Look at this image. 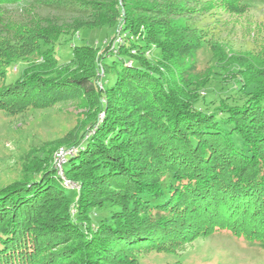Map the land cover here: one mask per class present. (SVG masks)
<instances>
[{
    "label": "trees",
    "instance_id": "trees-1",
    "mask_svg": "<svg viewBox=\"0 0 264 264\" xmlns=\"http://www.w3.org/2000/svg\"><path fill=\"white\" fill-rule=\"evenodd\" d=\"M213 1L248 0H0V13L25 6L21 19L0 16V41L19 44L1 42L0 63H26L14 83L2 70L0 111L81 94L91 112L64 168L78 191L48 156L40 178L0 189V264H141L221 230L264 242V57L215 50L233 86L210 97L166 62L195 45L174 46L181 34L167 30ZM95 30L122 42L92 46L83 32Z\"/></svg>",
    "mask_w": 264,
    "mask_h": 264
},
{
    "label": "rangeland",
    "instance_id": "rangeland-1",
    "mask_svg": "<svg viewBox=\"0 0 264 264\" xmlns=\"http://www.w3.org/2000/svg\"><path fill=\"white\" fill-rule=\"evenodd\" d=\"M24 7H7L0 16L4 14L7 18L21 19ZM36 10L45 14L38 5ZM199 12L177 23L178 30H167L169 34H181L166 40L174 43V46L181 47L189 42L195 45L192 52H183L180 59L173 56L175 61L168 58L166 62L174 69V76L192 90L197 89V83H208L205 90L201 89V96L206 97L211 91L222 94L224 86H233L228 85V75L217 65L215 50L264 57V3L248 0L240 6L213 1L204 16H200L201 10ZM121 36L119 33L111 39L103 31L83 32L86 43L95 47L108 40L110 52L117 43L122 42ZM11 40L6 35L0 43L18 48V42L12 43ZM32 57L35 63H40L38 56ZM25 66L24 62L9 67L0 63V87L6 78L3 69L7 70V83L10 84L21 76ZM106 80L107 85L111 86L113 76ZM88 99L80 94L70 101L38 108L31 106L10 116L0 111V189L23 180L30 170L35 171V178H40L42 173L39 174L38 170L47 164L39 162V157L44 159L48 156L49 166L56 170V153L75 149V144L89 124L91 112ZM165 177L162 176V179ZM64 179L61 178L59 182L65 188L79 190L78 185L67 179L65 172ZM65 181L69 186L64 184ZM252 235L253 238L248 239L230 230L216 231L190 243L177 245L166 253H141L137 259L141 264H264V242L260 240L263 237L259 233L256 235L252 232Z\"/></svg>",
    "mask_w": 264,
    "mask_h": 264
},
{
    "label": "built area",
    "instance_id": "built-area-1",
    "mask_svg": "<svg viewBox=\"0 0 264 264\" xmlns=\"http://www.w3.org/2000/svg\"><path fill=\"white\" fill-rule=\"evenodd\" d=\"M76 153V150H60L58 153H56V160H57V164H56V170L57 173L59 175V177H61L63 180L64 179V168L65 165L67 163L68 157L72 156ZM66 186H69V183L67 181H65L64 183Z\"/></svg>",
    "mask_w": 264,
    "mask_h": 264
}]
</instances>
